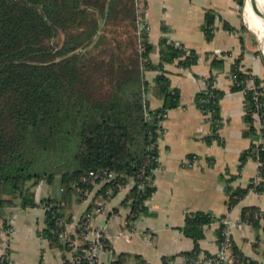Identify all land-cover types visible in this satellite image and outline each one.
<instances>
[{
  "label": "crops",
  "instance_id": "obj_1",
  "mask_svg": "<svg viewBox=\"0 0 264 264\" xmlns=\"http://www.w3.org/2000/svg\"><path fill=\"white\" fill-rule=\"evenodd\" d=\"M133 9L135 24H115L112 29L116 38L133 39L135 50H139L137 17L146 25L142 36L150 45L147 59L155 67L144 72L149 108L157 109L167 102L166 93L155 83L158 75L178 94L177 106L166 110L159 127L154 191L145 200V211L133 218L127 185L111 194L107 186L95 183L84 200L71 190L66 173L51 181L41 180L32 189L33 205L22 206L17 197L4 196L0 228L5 225L11 229L8 235H0L5 263L71 264L68 249L42 235L47 221L41 202L47 200L60 205L70 230L86 212L102 206V212L92 213L93 224L102 227L107 242L99 254L100 264H136L139 260L146 264H188L185 254L192 251L194 240L183 226L186 216L194 212L216 218L203 227L197 241L200 256L217 251V231L226 220L232 239L230 254L245 257V263L264 264V219L254 226L242 218L245 208L264 212V189H250L234 205H228L231 191L264 180L254 159L241 160L249 146L262 139L254 124L255 133H249L244 93L233 89L229 77L234 70L244 76L264 77V59L256 47L251 29L256 30L246 9L243 17L237 0H133ZM162 41L186 53L193 51L197 60L188 66H182L178 59L161 61ZM209 77L222 92L216 133L212 132L210 116L195 103L199 92L209 90ZM255 215L249 212L247 217Z\"/></svg>",
  "mask_w": 264,
  "mask_h": 264
},
{
  "label": "trees",
  "instance_id": "obj_2",
  "mask_svg": "<svg viewBox=\"0 0 264 264\" xmlns=\"http://www.w3.org/2000/svg\"><path fill=\"white\" fill-rule=\"evenodd\" d=\"M237 1L243 5V0ZM134 22L133 0H0V214L4 196L17 197L22 206L33 205V187L64 173L80 198L72 184L88 171L103 169L115 172L121 185L126 178L132 179L131 197L127 196L131 214L136 218L145 211L144 201L154 191L153 171L158 165V115L177 106L178 94L158 75L155 83L166 93L167 102L149 108L144 99L149 91L144 72L155 68L147 59L150 45L141 35L138 40L144 51L140 52L133 39L115 38L109 34L114 31L108 30V26ZM160 50L163 62L178 59L188 66L197 60L193 51L186 53L167 42H161ZM234 73L239 85L233 89L240 90L248 76ZM253 77L258 86L264 82V77ZM212 82L209 77L208 88ZM205 90L196 95L195 103L205 113L212 111V132L216 133L222 92ZM261 90L258 111L264 120ZM244 96L248 131L253 134V99L250 91ZM259 136L261 143H252L241 160L258 158L259 176L264 179V127ZM120 187L114 186L111 194ZM250 189L261 192L264 180L231 191L228 205ZM249 212L256 213L255 217H247ZM63 216L61 209L46 213L45 238L55 241V221ZM260 217L264 219V212L259 210L242 212V218L254 226ZM215 220L205 212L186 216L183 231L194 240L192 251L185 254L188 264H203L212 256H200L197 241L203 227ZM234 257L252 264L245 263V257Z\"/></svg>",
  "mask_w": 264,
  "mask_h": 264
},
{
  "label": "built area",
  "instance_id": "obj_3",
  "mask_svg": "<svg viewBox=\"0 0 264 264\" xmlns=\"http://www.w3.org/2000/svg\"><path fill=\"white\" fill-rule=\"evenodd\" d=\"M136 27H137V33L140 37L146 29V25L143 22L141 17H137L136 21ZM139 51H144V47L139 42ZM230 79L235 85H239L237 82L236 74L231 73ZM262 89H264V82L260 83L259 86L255 84L254 77L252 75H249L247 77V80L242 86V88L239 91H242L243 93L245 91H250L253 99V104L255 111L253 112V124L258 128V131L264 127V120L262 119L261 113H259L258 109L261 106L260 97L262 93ZM210 88H216L214 83H212ZM209 88V89H210ZM206 91V90H205ZM207 90L206 92H208ZM150 98L149 91L147 90L144 93V99L147 102L148 106V100ZM207 115L209 118H211L212 111H208ZM158 116H161L158 121V128L157 131L159 132V127L161 124V121L163 117L165 116V113L160 114ZM264 146V144H263ZM254 151V150H252ZM255 155L256 153L253 152ZM248 158H251L249 156ZM257 165H260V161L258 158L254 159ZM117 174L113 171L109 170H97V171H88L85 175L81 177L79 182H74L72 184V187L79 192L81 199H87L90 196V187L94 185L95 183L100 182L101 184H108L109 191L114 186H130V189L132 188L134 182L130 178H126L124 184H119V182H116ZM128 197H131L130 194H128ZM130 201V199H129ZM145 203V201H144ZM41 206L43 210L48 213H57L60 210L59 204H52L49 203L47 200H44L41 202ZM102 206L96 205L94 207L93 211L86 212L83 218L76 224V227L73 230H70V221L63 217H58L55 221L56 229L54 231V236L56 240L65 248L68 249L69 256H70V263L71 264H100L99 260V254L101 250L107 246L106 242V236L104 234V231L102 227H97L93 224V212L100 213L102 212ZM260 215H257V218H259ZM244 223H247V221L242 220ZM260 221H262V218L260 217ZM222 229H221V237L218 242V248L215 253L212 254L211 257L204 260L203 264H243V262L238 261L235 259V257L230 254V246L232 244L231 235L229 233V223L226 220H222ZM0 235L6 236L10 233V228L8 226L2 225L0 228ZM6 256L4 251L0 253V264H6L5 263ZM143 264H146L145 262Z\"/></svg>",
  "mask_w": 264,
  "mask_h": 264
},
{
  "label": "bare ground",
  "instance_id": "obj_4",
  "mask_svg": "<svg viewBox=\"0 0 264 264\" xmlns=\"http://www.w3.org/2000/svg\"><path fill=\"white\" fill-rule=\"evenodd\" d=\"M254 1L256 3L257 7L264 12V0H254ZM246 12L249 15V18H250L249 21H251V25L256 30V32L259 34V36L262 40V43H263L262 48H263V52H264V18L260 14L254 12L251 9L249 3L247 4ZM261 40H260V42H261Z\"/></svg>",
  "mask_w": 264,
  "mask_h": 264
},
{
  "label": "rangeland",
  "instance_id": "obj_5",
  "mask_svg": "<svg viewBox=\"0 0 264 264\" xmlns=\"http://www.w3.org/2000/svg\"><path fill=\"white\" fill-rule=\"evenodd\" d=\"M248 3L249 2H247V1L245 3V0H243V5L241 6V12L243 13V17H244V11L247 8V4ZM111 29H112L111 26H108V30L111 31ZM112 31H114V30L112 29ZM251 31H252V33L254 35V38H255L256 47L258 48V50L261 53L260 55L264 59V56H263L264 53H263V48H262V46H263L262 40H261V38H260V36H259V34L257 32H254L252 29H251ZM118 32H121V29H119ZM109 34H110V36H114L115 35L114 32L113 33L109 32ZM115 38H116V36H115ZM123 39H125V37H123ZM260 40H261V42H260ZM0 243H1V241H0Z\"/></svg>",
  "mask_w": 264,
  "mask_h": 264
},
{
  "label": "water",
  "instance_id": "obj_6",
  "mask_svg": "<svg viewBox=\"0 0 264 264\" xmlns=\"http://www.w3.org/2000/svg\"><path fill=\"white\" fill-rule=\"evenodd\" d=\"M246 1L249 2L250 7H251V9H252L254 12L260 14V15L264 18V12H263L262 10H260V9L257 7V5H256V3H255L254 0H245V3H246Z\"/></svg>",
  "mask_w": 264,
  "mask_h": 264
}]
</instances>
